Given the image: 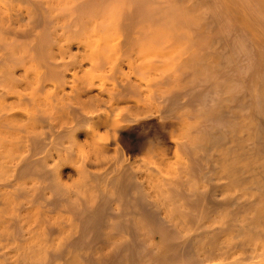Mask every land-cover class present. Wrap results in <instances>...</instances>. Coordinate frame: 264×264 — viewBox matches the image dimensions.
Here are the masks:
<instances>
[{"label":"bare ground","instance_id":"6f19581e","mask_svg":"<svg viewBox=\"0 0 264 264\" xmlns=\"http://www.w3.org/2000/svg\"><path fill=\"white\" fill-rule=\"evenodd\" d=\"M0 256L264 264V0H0Z\"/></svg>","mask_w":264,"mask_h":264},{"label":"rangeland","instance_id":"374dc122","mask_svg":"<svg viewBox=\"0 0 264 264\" xmlns=\"http://www.w3.org/2000/svg\"><path fill=\"white\" fill-rule=\"evenodd\" d=\"M26 19V20H25ZM25 19H23V20H19L20 22H22L23 21V23L22 24H20V22L18 21V22H16V23H12V24H14V25H10L9 23H5L4 25H5V28H6V26H9V28L11 29L12 27H13V29H12V31H10V29L8 30V32H7V34L6 33H1V37H2V39H7V40H9L10 38L12 39V38H15V32L16 31H21V30H26V29H28L29 27H33V28H35L34 26H31V24H34L33 22H31V24H30V19L28 18V17H26ZM61 19V18H60ZM25 20V21H24ZM18 23V24H17ZM16 24V25H15ZM17 26V27H16ZM16 27V28H15ZM14 28L15 29H17V30H14ZM32 28V29H33ZM34 30H37L36 28L34 29ZM10 32V33H9ZM9 34V35H8ZM10 34H12V36L10 35ZM18 39L19 40H23V39H26L25 37H18ZM100 172L102 171L103 172V170H99ZM107 173V172H106ZM109 175V174H108ZM77 223H78V220L76 221V219L75 220H73V224H74V226H73V228H74V230L75 229H77ZM109 229V228H108ZM107 229V230H108ZM105 231H106V229H105ZM106 234L107 235H109V236H114V235H112V233L111 234H109V233H107L106 232ZM105 234V235H106ZM143 236V235H142ZM112 237H110V239L112 240ZM115 237H116V235H115ZM114 237V238H115ZM114 241H117V240H115L114 239ZM112 244L111 245H113L114 243L113 242H111ZM95 255V254H94ZM1 257V256H0Z\"/></svg>","mask_w":264,"mask_h":264}]
</instances>
